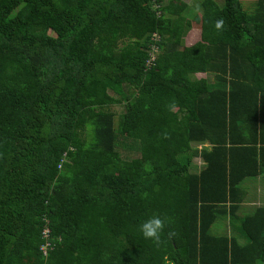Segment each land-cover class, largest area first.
I'll list each match as a JSON object with an SVG mask.
<instances>
[{
  "label": "trees",
  "instance_id": "16d2710c",
  "mask_svg": "<svg viewBox=\"0 0 264 264\" xmlns=\"http://www.w3.org/2000/svg\"><path fill=\"white\" fill-rule=\"evenodd\" d=\"M172 1L0 0V264H264V0Z\"/></svg>",
  "mask_w": 264,
  "mask_h": 264
},
{
  "label": "rangeland",
  "instance_id": "374dc122",
  "mask_svg": "<svg viewBox=\"0 0 264 264\" xmlns=\"http://www.w3.org/2000/svg\"><path fill=\"white\" fill-rule=\"evenodd\" d=\"M241 1L244 5H247L250 0H241ZM179 2H185L187 5L193 4V0H179V1L173 0L171 3V6L173 7L177 4L180 5ZM196 2L197 1H195L194 4ZM182 40L185 44H191V43H194L195 41L199 40L198 25L192 22L190 29L185 33ZM203 76H204V74H201L199 77H203ZM109 109L114 113V115L116 117L117 114L119 113V111L121 110V106L120 105H110ZM119 143L120 144L118 146V150H119V153L121 156H124L126 158L136 156V149L132 145H130L131 141L129 139H124V140L120 141ZM192 146L199 148L201 145H199V143H192ZM193 162L195 163V165L197 167L200 166V164H201L199 158H194ZM260 187H261L263 193L258 195V197H256V198L254 197V199L250 202V204H247L246 207H254L256 205H263L264 204V186L260 185ZM244 213H245V211H243L242 214H244ZM221 225L222 224L220 222H216L214 224L213 230L217 231L218 229H220L222 227Z\"/></svg>",
  "mask_w": 264,
  "mask_h": 264
},
{
  "label": "clouds",
  "instance_id": "9594fccd",
  "mask_svg": "<svg viewBox=\"0 0 264 264\" xmlns=\"http://www.w3.org/2000/svg\"><path fill=\"white\" fill-rule=\"evenodd\" d=\"M221 24L222 21H217L216 27L219 28ZM166 219L167 218H162L161 216L154 214L139 225L140 234L145 240H148L154 245L159 246L163 242L162 237L164 236ZM175 235V232L167 233L169 238Z\"/></svg>",
  "mask_w": 264,
  "mask_h": 264
},
{
  "label": "crops",
  "instance_id": "0c3cea01",
  "mask_svg": "<svg viewBox=\"0 0 264 264\" xmlns=\"http://www.w3.org/2000/svg\"><path fill=\"white\" fill-rule=\"evenodd\" d=\"M187 45H189V44H187ZM201 74L202 73H195V77H199ZM260 185L264 186V178H262L261 175H257L256 177L247 178V179L243 180V186H244V189L246 190V193L248 196L245 199V201L239 205L238 210H237L238 215L242 216V215L248 213L253 208V207H246V205L250 204V202L254 199V197L256 198V197H258V195L263 193ZM243 211H245L244 214H242Z\"/></svg>",
  "mask_w": 264,
  "mask_h": 264
},
{
  "label": "built area",
  "instance_id": "2783aa9c",
  "mask_svg": "<svg viewBox=\"0 0 264 264\" xmlns=\"http://www.w3.org/2000/svg\"><path fill=\"white\" fill-rule=\"evenodd\" d=\"M151 52H150V55H149V57H148V59L146 60V62H145V65L146 66H149L152 62H153V60H154V52H155V50H154V48L152 47L151 48ZM47 228H44L43 229V235L45 236V233H47ZM49 242H44V244L41 246V249H42V253L44 254L45 253V251H46V247H49Z\"/></svg>",
  "mask_w": 264,
  "mask_h": 264
}]
</instances>
